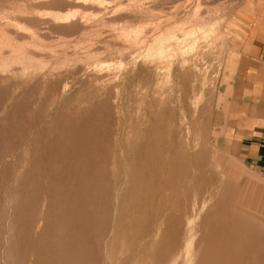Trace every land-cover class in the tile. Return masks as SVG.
Segmentation results:
<instances>
[{
    "label": "rangeland",
    "instance_id": "374dc122",
    "mask_svg": "<svg viewBox=\"0 0 264 264\" xmlns=\"http://www.w3.org/2000/svg\"><path fill=\"white\" fill-rule=\"evenodd\" d=\"M263 16L264 0H0V264H264L223 170L264 173L221 128Z\"/></svg>",
    "mask_w": 264,
    "mask_h": 264
},
{
    "label": "crops",
    "instance_id": "0c3cea01",
    "mask_svg": "<svg viewBox=\"0 0 264 264\" xmlns=\"http://www.w3.org/2000/svg\"><path fill=\"white\" fill-rule=\"evenodd\" d=\"M260 20L233 72L221 128L234 156L246 168L264 173V16ZM223 171L232 181V210L264 226V187L236 182L229 170Z\"/></svg>",
    "mask_w": 264,
    "mask_h": 264
},
{
    "label": "bare ground",
    "instance_id": "6f19581e",
    "mask_svg": "<svg viewBox=\"0 0 264 264\" xmlns=\"http://www.w3.org/2000/svg\"><path fill=\"white\" fill-rule=\"evenodd\" d=\"M198 53V52H197ZM159 141V140H158ZM181 160V159H180ZM178 159L175 157L174 158V160H172V162H170V164L172 163V165L171 166H169L170 167V169H171V171L172 170H174V171H176L177 169H178V166H179V164H178ZM182 162V161H181ZM169 164V165H170ZM181 164V163H180ZM164 165H165V163H164ZM161 166V165H160ZM162 167V166H161ZM165 167V166H164ZM164 167H163V169H164ZM181 167H184V166H181ZM160 168V167H159ZM185 168V167H184ZM162 169V168H161ZM167 169H168V167H167ZM160 170V169H159ZM173 172V171H172ZM177 173L179 172V171H176ZM161 173V172H160ZM172 174V173H171ZM176 174V173H175ZM179 174V173H178ZM165 175V174H164ZM170 175V174H169ZM159 176V175H158ZM171 176V175H170ZM170 176H168V178L170 177ZM172 176H174V175H172ZM161 177V176H160ZM180 177V176H179ZM171 178H173V177H171ZM176 179V178H175ZM163 181V180H162ZM168 182H170V181H168ZM182 182V181H181ZM165 183V182H164ZM165 184H167V183H165ZM172 185H173V183H171ZM186 184H188V183H186ZM183 186V185H182ZM185 186H187V185H185ZM167 187H169L170 188V191H171V186L169 185V186H167ZM187 188V187H186ZM160 189H162V188H160ZM166 189V188H165ZM163 190V189H162ZM168 190V189H167ZM173 190V189H172ZM184 191V190H183ZM161 192V191H160ZM163 192V191H162ZM172 192V191H171ZM173 194H174V192L172 193V195L171 196H173ZM164 195V194H163ZM166 195V194H165ZM164 195V196H165ZM168 196V195H167ZM166 196V197H167ZM162 197V196H161ZM177 197H179V196H177ZM166 199V198H165ZM169 199H170V197H169ZM180 199H181V197H180ZM177 200V198H175V199H173L172 201V204H171V207H170V212L169 213H167V218H168V222L170 221V225L169 226H171L173 229H175V227H176V222H175V219L178 217V216H180V215H182V213H183V211H181V207H180V205H179V203H178V201H176ZM168 201H170V200H168ZM179 201H181V200H179ZM170 204V203H169ZM170 206V205H169ZM189 207V206H188ZM220 207V206H219ZM183 208H185V207H183ZM221 208H222V206H221ZM220 208V209H221ZM219 210V209H218ZM216 211V210H215ZM219 212V211H218ZM216 213H217V211H216ZM188 214V213H187ZM175 216H177V217H175ZM161 217H163V215L161 216ZM180 218V217H179ZM232 219V218H231ZM162 220V219H161ZM176 220H178V219H176ZM185 220V219H184ZM224 220H226V219H224ZM236 220V219H235ZM234 220V221H235ZM183 221V220H182ZM233 221V222H234ZM184 222V221H183ZM182 222V223H183ZM232 222V221H231ZM237 222V221H236ZM213 223V222H212ZM241 223H243V222H241ZM162 224H163V222H162ZM186 224V225H185ZM184 225L185 226H187V223H185ZM236 224V223H235ZM246 224V223H245ZM215 225V224H214ZM217 225V224H216ZM215 225V226H216ZM248 225V224H247ZM184 226V227H185ZM223 226V225H222ZM208 227V226H207ZM227 227V226H226ZM233 227H234V225H233ZM162 228V227H161ZM171 228V229H172ZM158 229V228H157ZM186 229V228H185ZM209 229V228H208ZM228 229V228H227ZM160 230V229H159ZM224 230V229H223ZM162 231V230H161ZM221 231H222V229H221ZM159 232V231H158ZM168 232V231H167ZM170 232V231H169ZM205 232H207V230H205ZM252 232V231H251ZM171 233V232H170ZM227 233V232H226ZM234 233V232H233ZM209 234V233H208ZM235 234V233H234ZM161 235V234H160ZM212 235V234H211ZM228 235H229V233H228ZM236 235V234H235ZM234 235V236H235ZM238 235V234H237ZM205 236H208V235H205ZM231 236H233V235H231ZM234 236H233V238H234ZM204 237V236H203ZM209 237H210V234H209ZM228 237V236H227ZM238 237H239V235H238ZM253 237V236H252ZM5 238V237H4ZM159 238H161V237H159ZM158 238V239H159ZM213 238V237H212ZM229 238H231V237H229ZM228 238V239H229ZM236 238H237V236H236ZM250 238V237H249ZM204 239H205V237H204ZM235 239V238H234ZM239 239V238H238ZM254 239V238H253ZM205 240H208V239H205ZM236 240V239H235ZM255 240V239H254ZM143 241V240H142ZM204 241V240H203ZM230 241L231 242H233L231 239H230ZM247 241V240H246ZM249 241V240H248ZM215 242H216V239H215ZM251 242H252V240H251ZM208 242H206V244H207ZM236 243V242H235ZM235 243H233V244H235ZM226 244H229V243H226ZM237 244V243H236ZM242 244H245V243H242ZM250 244V243H249ZM253 244V243H252ZM252 244H251V247H252ZM211 245V244H210ZM216 245H218V243L216 244ZM222 245V244H221ZM223 246H225V245H223ZM236 247L238 246V245H235ZM202 247V246H201ZM205 247V246H204ZM210 247V246H209ZM215 247V246H214ZM232 247V246H231ZM243 247H244V245H243ZM205 248H208V247H205ZM221 248V247H220ZM227 248V247H226ZM230 247H228L227 249H229ZM232 248H234V247H232ZM241 248H242V246H241ZM210 249H211V247H210ZM213 249V248H212ZM218 249H219V247H218ZM222 249V248H221ZM240 249V248H239ZM244 248H242V249H240V250H243ZM247 249H250V248H247ZM204 250V249H203ZM214 250H215V248H214ZM230 250V249H229ZM234 250H237V249H235L234 248ZM263 250V249H262ZM201 251H202V249H201ZM228 251V250H227ZM234 252V251H233ZM243 252V251H242ZM242 252H241V254H242ZM247 252H248V250H247ZM202 253H204V252H202ZM234 254V253H233ZM239 253H237V257L238 256H240V258H241V255L239 254ZM225 255H227L226 253H225ZM206 256V255H205ZM224 256V255H223ZM244 256V255H243ZM261 256V255H260ZM202 257V256H201ZM200 257V258H201ZM223 258V257H222ZM236 259V258H235ZM230 260V259H229Z\"/></svg>",
    "mask_w": 264,
    "mask_h": 264
}]
</instances>
